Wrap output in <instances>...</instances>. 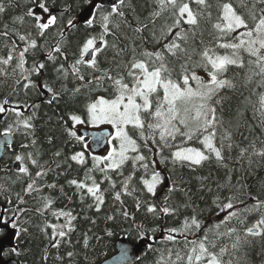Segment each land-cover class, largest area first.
Wrapping results in <instances>:
<instances>
[{"label":"snow or ice","instance_id":"snow-or-ice-1","mask_svg":"<svg viewBox=\"0 0 264 264\" xmlns=\"http://www.w3.org/2000/svg\"><path fill=\"white\" fill-rule=\"evenodd\" d=\"M257 167L264 0H0V264L32 228L53 264H264Z\"/></svg>","mask_w":264,"mask_h":264},{"label":"trees","instance_id":"trees-1","mask_svg":"<svg viewBox=\"0 0 264 264\" xmlns=\"http://www.w3.org/2000/svg\"><path fill=\"white\" fill-rule=\"evenodd\" d=\"M59 2V0H57ZM14 12H18L19 9L13 10ZM32 101H35L37 103H40V99L36 97L35 95L32 96V99L29 101L30 103ZM53 115V108L46 103H41V109H40V119L37 121L38 124V135L43 138L44 134L48 131L49 124L46 123L47 117ZM54 123V121H53ZM247 134V133H245ZM46 146V145H45ZM239 175V173H238ZM245 178L247 179V182L249 185L252 186L253 190L258 189L260 186V182L262 179H264V167H257L255 170V174L252 177H247L246 173L244 174ZM222 177V174H221ZM63 182V181H61ZM195 183V182H194ZM69 193H71V189H67ZM67 203L66 200L61 198L58 201L57 207H64ZM69 207H74L77 210L79 209V204L76 203L75 199L73 200V203L68 205ZM91 215H95L94 213H90ZM139 218V214H138ZM179 223V221H174L172 218H167L166 224L168 226H174L175 224ZM90 225L87 221L80 220L78 225V232H82L86 230ZM111 226V225H109ZM105 227L103 219L100 218L97 220V229L99 230L103 229ZM115 234L113 237L109 238L105 244H101L98 247L103 248L104 252L107 253V256L112 258L117 253V243L119 240L124 239L128 240L131 243H138V240H135L134 237H126L124 232L120 229L116 228L114 229ZM159 235V234H157ZM73 242L75 243V240L77 239V234H73ZM20 247L22 249L26 250V255L22 256L20 259L24 261V264H44V262L41 259L42 252L45 248H49L50 256L47 264H53V256L56 254L55 249H51L49 247V240L46 236H44L38 229L32 228L30 229V235L23 237L20 243ZM77 250H79L80 246L76 245ZM68 248L62 245L60 249V254H64ZM152 253L148 252L146 257L137 264H150ZM90 259H93L94 257L90 254ZM7 261L15 259L14 257H5ZM104 259L101 257L96 261V264H100V260ZM78 264H87V261L84 260L83 255H81L78 258ZM256 264H258V257L256 258Z\"/></svg>","mask_w":264,"mask_h":264},{"label":"water","instance_id":"water-1","mask_svg":"<svg viewBox=\"0 0 264 264\" xmlns=\"http://www.w3.org/2000/svg\"><path fill=\"white\" fill-rule=\"evenodd\" d=\"M85 135L89 136V138H90L91 137V131H86L85 132ZM96 150L98 151V149H96ZM14 242L15 241H12L10 243L14 244ZM134 244L139 245L140 244V241L138 243H134ZM132 245H133V243H131L128 240H124V239L119 240L118 243H117V254L115 256H113L112 258L118 257L119 250L121 248H123V247H129V248H131ZM8 247H9V243L6 242L5 243V250H7ZM146 255H147V253L145 254L144 251H143V249H141V258L137 262H139L140 260L144 259L146 257ZM4 264H9V261H5L4 260Z\"/></svg>","mask_w":264,"mask_h":264}]
</instances>
